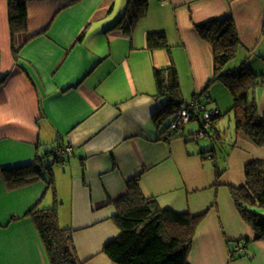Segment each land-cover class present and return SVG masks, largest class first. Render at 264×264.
Masks as SVG:
<instances>
[{"label": "crops", "instance_id": "0c3cea01", "mask_svg": "<svg viewBox=\"0 0 264 264\" xmlns=\"http://www.w3.org/2000/svg\"><path fill=\"white\" fill-rule=\"evenodd\" d=\"M127 1H28L26 30L13 39L15 58L7 0H0V78L10 74L0 83V264H50L25 214L51 207L81 262L115 264L103 247L119 234L113 203L134 177L161 208L205 214L189 264H264V241L252 240L231 195L232 187L245 184L246 165L264 160V146L237 130L234 118L233 126L223 118L231 113L232 94L221 82L210 84L212 46L195 29L231 15L245 53L233 67L248 64L264 80V0H147L145 15L130 30H108ZM154 31L165 33L168 49H148ZM181 54L191 63L183 89L174 63ZM171 64L182 107L203 91V102L220 111L198 141L191 136L199 122L172 130L174 114L161 112L167 97L158 94L154 69ZM248 98L264 116V83ZM56 144L69 148L64 162L8 187L1 167L33 165L38 156L51 160ZM205 149L213 153L202 154ZM238 241L245 247L230 260Z\"/></svg>", "mask_w": 264, "mask_h": 264}, {"label": "trees", "instance_id": "16d2710c", "mask_svg": "<svg viewBox=\"0 0 264 264\" xmlns=\"http://www.w3.org/2000/svg\"><path fill=\"white\" fill-rule=\"evenodd\" d=\"M31 0H7L8 25L14 57L17 58L13 39L27 27V2ZM73 3L78 0H66ZM147 0H128L122 14L107 27L108 30L121 28L130 30L145 15ZM199 36L212 46L213 77L210 81L223 83L232 94L231 110L237 130L258 146H264V116L249 102L248 93L256 85L264 83L248 64L228 67L240 47L234 19L231 15L222 19H212L195 26ZM147 47L168 49L166 35L162 31L150 32ZM10 74L0 78L4 82ZM154 77L159 95L167 97L162 113L167 110L175 114L182 108L183 100L178 84L175 65L154 69ZM202 91L199 95H202ZM195 95V94H193ZM185 107V106H184ZM215 120V119H214ZM213 120V121H214ZM212 121V122H213ZM211 122V123H212ZM206 134V130H205ZM64 150L65 152L60 153ZM52 159L38 156L33 165L18 168L1 167L9 188H15L41 177L42 172L51 168L52 162H64L67 151L61 144L51 150ZM213 153L203 150L202 154ZM217 178L222 170L217 168ZM35 175L32 178L28 176ZM231 195L241 218L249 226L253 241H264V160H254L245 167V184L232 187ZM117 213L114 216L119 234L105 244L103 253L115 264H189L188 256L197 226L204 213H174L161 208L155 198L141 191L134 177L127 183V192L113 203ZM25 216H30L44 245L50 264H84L76 255L68 229L59 227L55 207L31 208ZM245 242V241H243ZM238 241V246L245 247ZM231 251L230 260L238 256Z\"/></svg>", "mask_w": 264, "mask_h": 264}, {"label": "built area", "instance_id": "2783aa9c", "mask_svg": "<svg viewBox=\"0 0 264 264\" xmlns=\"http://www.w3.org/2000/svg\"><path fill=\"white\" fill-rule=\"evenodd\" d=\"M205 94L195 96L186 107L180 108L173 116L170 123L172 130H177L183 127L184 124L192 120L200 123V128L193 132L192 139L198 141L199 138L205 135V130L210 126L211 122L220 115V111L216 107H209L203 101ZM66 151L69 148L65 147ZM65 152L64 150L60 153ZM242 246H238L236 250H241Z\"/></svg>", "mask_w": 264, "mask_h": 264}, {"label": "rangeland", "instance_id": "374dc122", "mask_svg": "<svg viewBox=\"0 0 264 264\" xmlns=\"http://www.w3.org/2000/svg\"><path fill=\"white\" fill-rule=\"evenodd\" d=\"M151 3V2H150ZM173 50V49H172ZM244 56H245V53L243 52V49H242V47H240L238 50H237V53H236V56L230 61V62H228V64H227V66L228 67H233V66H236V65H238V64H240V62L244 59ZM196 58V60L198 61V63H204V61H205V57L202 55V54H200L199 52L197 53V56L195 57ZM180 63V65H182V67L181 68H178V66H177V64L176 63ZM178 62H174L175 63V65H176V67H177V69H178V73H179V81H180V86H181V89H183V87H184V80H185V78L186 79H188V78H190V76H191V63H190V60H188L187 59V56H184L183 54H181V56H179V58H178ZM201 64V65H202ZM181 69V70H180ZM262 71L264 72V69H262ZM264 77V76H263ZM215 88V87H214ZM199 93L200 92H196L195 93V95H192L191 96V100L195 97V96H198L199 95ZM204 94V93H203ZM200 96V95H199ZM229 98H231L230 97V95H229ZM190 100V101H191ZM189 101V100H188ZM188 101H186L185 103L187 104V103H189ZM186 104L184 105V106H186ZM183 106V107H184ZM231 113H229V114H225L224 116H223V118L226 120V121H228V122H230L231 123V126H233V118H234V112L231 110L230 111ZM192 123H195V122H192ZM195 126H196V128H199V124L196 122L195 123ZM264 212V211H263Z\"/></svg>", "mask_w": 264, "mask_h": 264}]
</instances>
